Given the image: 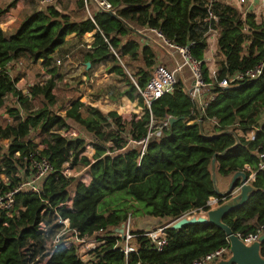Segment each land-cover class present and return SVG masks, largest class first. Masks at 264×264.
<instances>
[{
  "label": "trees",
  "instance_id": "16d2710c",
  "mask_svg": "<svg viewBox=\"0 0 264 264\" xmlns=\"http://www.w3.org/2000/svg\"><path fill=\"white\" fill-rule=\"evenodd\" d=\"M107 1L114 16L97 9L92 18L76 21L55 5L45 4L44 8L26 16L9 37L0 28V141H9L5 149L0 146V175L9 181L8 184L0 181V196L15 190L25 179L22 158L28 153L38 152L54 168L53 173L42 179L39 195L22 189L13 196V211L18 212V217L0 214V264H191L212 251L228 248L229 240L223 231L207 222L186 224L178 229L168 226L167 243L160 252L147 237L141 236L136 238L137 253L126 257L113 249L114 240L91 252L85 263L79 260L76 245L67 248L58 244L44 252L48 240L61 227L55 221L56 214L62 220L67 219L70 228L81 238L98 230L112 233L125 223L126 210L99 209L109 194L123 193L120 197L129 199V203L132 201V206L142 204L149 215L161 220L179 219L190 212L206 213L211 209L210 198L217 199L214 206L221 205L225 200L216 196L210 176L214 158L217 177H230L246 166L255 171V180L251 183L254 191L249 199L227 213L222 222L241 236L264 228V171L257 170L259 147L264 142V22L258 24L252 14L242 19L234 8L215 3L209 11L218 18V23L207 24L204 20L208 16V0ZM15 3L16 0L0 14L8 12ZM77 6L83 10V0ZM213 25L220 33L217 50L223 57L216 81L260 64L263 69L255 80H245L224 91L212 89L215 97L205 108L204 120L215 119L218 126L209 134H200L194 104L181 78L149 108L143 107L140 120L132 118L122 123L115 111L105 116L84 104L87 98L72 102L63 115L53 111L57 103L53 95L57 78L52 56L64 45L67 36L75 35L80 40L85 34H92L91 50L83 54V60L93 65L110 59L109 72L117 76L128 78L112 51L120 58L128 56L132 61H141L142 67L134 75L136 82L128 78V88L118 95L121 102L112 103L119 105L116 113L123 117L139 113L131 101L139 97L137 90L147 85L156 63L151 49L140 48L134 39H128L129 34L149 28L158 30L181 47L192 42L190 54L203 61L204 35ZM20 55L34 63L42 60L50 75L44 84L37 80L28 88L30 99L42 101L35 111L24 109L28 99L16 90L18 80L9 75L11 65L17 63ZM205 80L209 81L206 74ZM7 95L14 100L11 105H6ZM139 104L142 105L140 97ZM103 105L95 103L104 112L112 111ZM82 112L86 117L81 116ZM151 116L156 120L172 117L178 122L164 131V138L150 142L141 156V148L129 142L144 139ZM109 120L115 127L112 132L105 131ZM71 125L93 138L90 142L93 154L92 148L86 149L85 138L68 135ZM252 130L255 138L249 139L247 133ZM33 132L41 137L40 147L30 139ZM108 142L112 143L111 147L107 146ZM91 154L90 159L86 157ZM68 163L71 168L84 166L91 179L89 184L62 175ZM70 192L74 193L71 210L66 207ZM117 201L121 203L123 199ZM41 223L47 226L46 235L39 229ZM260 254L264 258V244Z\"/></svg>",
  "mask_w": 264,
  "mask_h": 264
},
{
  "label": "built area",
  "instance_id": "2783aa9c",
  "mask_svg": "<svg viewBox=\"0 0 264 264\" xmlns=\"http://www.w3.org/2000/svg\"><path fill=\"white\" fill-rule=\"evenodd\" d=\"M216 0H208V16L205 18V22L209 24L213 22L218 23V18L209 11L212 4ZM56 0H42L41 3L48 5H56ZM84 10L87 15H89V6L90 4L95 5L98 10H102L107 13H112L111 3L107 0H83ZM254 0H237V4L242 7H245L243 18H245L247 12L251 10V6ZM58 9V8H57ZM91 17V16H90ZM150 32L154 33L161 43L164 44L168 50L179 57L182 58L183 65H186L188 72L191 75L192 83L189 88L186 89V94L190 97L191 101L194 104V114L196 115V120L198 123H201L202 126L207 122L209 124V130H203V135L210 133L214 127L218 126V123L215 119L204 120V111L206 106L210 101L215 97L211 91L214 88L224 91L229 87L243 83L245 80H255L261 76L263 69V64H260L252 69L246 70L243 73H234L227 76L221 81H206L205 75L202 72L203 63L193 57L190 54V50L194 47V43H187L185 46H178L174 42L170 41L164 34L160 33L158 30L149 29ZM212 32L211 28H208L206 34L204 35V41L209 45V40L206 38ZM243 32H246V27H243ZM218 41V39H217ZM246 45V44H245ZM86 49H90V46H86ZM114 56L117 57L120 62L119 56L112 51ZM57 65H60V62H57ZM180 71V68L176 67L175 70L169 71L162 67H157L151 72V77L147 85L142 90H137V95L142 99V108H149L151 103L160 99L164 93L171 91L174 86L177 84V73ZM135 83V82H134ZM170 118V117H169ZM156 120L153 116L150 117L149 123L147 124V131L144 136V139L140 141H130L129 143L139 146L141 148V156L144 154L147 145L150 142L158 141L164 138V131L167 130L170 125L168 119ZM264 116H262V119ZM254 128V127H253ZM257 130L256 128H254ZM249 139H254L255 134L254 130L247 133ZM259 163L257 165L258 171H264V142L259 147ZM15 157H19L16 154ZM22 162L25 165L26 176L22 183L13 191L8 192L0 196V214L3 212L7 218H12L13 216L18 217V212L13 211L15 201L13 196L22 191V189H28L31 193L39 195L40 194V183L42 179L54 172V168L49 160L43 155L41 156L38 152H30L28 155L22 158ZM243 170L248 175V182L252 183L255 180V171L251 170L250 167L246 166ZM65 171L62 172V175L67 176ZM17 178H20L19 175H16ZM84 183V182H83ZM74 193L70 192V199L66 203L67 209L71 210L72 201ZM23 211V209H22ZM55 221L61 227L60 229L51 237L48 241V248L50 250L55 245L64 244L67 248H70L72 245H76L77 255L82 263H85L90 257V253L96 251L97 249L105 246L109 240H114L113 249H118L125 257L130 254L137 253L136 238L141 236L148 238L151 243L155 246L157 252H160L167 243V238L165 235V230L168 226H160L154 231H137L132 229V224L130 220L126 221L122 233H115L114 230L118 229L116 227L112 230V233H105L103 230H98L90 236L80 237L79 233L70 228L69 221L67 219L62 220L56 214ZM39 229L42 232V235H46L47 226L44 223L39 225ZM264 231V228H259L255 233H249L246 236L236 235L241 241L245 244H250L258 240L259 234ZM230 256L229 247L228 248H219L215 251L208 253L203 257H200L197 260H194L191 264H216L220 261L228 260ZM136 264H142L137 262ZM149 264V263H147Z\"/></svg>",
  "mask_w": 264,
  "mask_h": 264
},
{
  "label": "rangeland",
  "instance_id": "374dc122",
  "mask_svg": "<svg viewBox=\"0 0 264 264\" xmlns=\"http://www.w3.org/2000/svg\"><path fill=\"white\" fill-rule=\"evenodd\" d=\"M13 1L14 0H2L0 3V11L5 10L7 8V6L10 3H12ZM41 1L42 0H17V2L15 3V6L12 9H18V6H20V8L17 12H18V17L21 20V19L25 18L26 16L30 15L35 10L39 9L38 8L39 6L37 5L38 2L40 4H42V6H43L40 8L41 9L44 8V4L41 3ZM71 1L74 2L76 0L63 1V5H65V6H63V8L65 9V11L69 7ZM64 9H62V10H64ZM78 10L79 9L76 10L77 13H78ZM10 12H11V9H9L8 12H6V13L0 14V24H1V22L7 23V21L10 20L7 18V15L10 14ZM69 13L72 15V12H69ZM20 20L16 21V25H18V23H20ZM2 24L0 25V28L4 32L7 27L3 26ZM13 30H15V26L13 27ZM7 33H8V30H7ZM7 33H5V35H7ZM86 37L87 36L84 35V37L80 40L82 41ZM129 38L135 39L137 42H140V43L142 42V44H147L153 52H156L157 59L162 60V63L166 62V60L163 59V57H161V55H160L161 54L160 49L153 42L143 41L142 38H139L138 36L133 35V34H129L128 39ZM72 48L73 47H71V46L68 48H65V50L61 51L60 53L57 54V56H55V58L60 62V65L56 64L57 68H56V75H55V78H57V83H56L57 87L54 90V94H55V98L57 99V103L53 107V111L56 114L63 115L65 113V109L68 107L70 101H75L77 98L81 99L83 96H87V99L90 102V104H92L94 108L99 110V112L105 116L108 113L115 111L113 113H115L116 116L122 120V123H123V121H126V122L130 121L132 118H136L141 113H143L142 112L143 111L142 105L139 104L138 100H134L132 102L136 105V108H137V110H139V113H130V114H128V116H123V117L119 116L116 113L120 110L119 105H112V103L119 104L121 102L122 98H119L118 95L120 93H122V91L125 90V86L127 85V83H126L127 78L122 77L121 79H117L114 76H110L109 73L106 71V69H104L101 72V75H100L101 77L99 79L95 76L90 78V79L82 78L81 74H83L84 70H85L84 66L81 67L82 62L84 61L83 57H82L84 52L82 50H80V51H76V52L74 51L73 53H71ZM64 55L67 56L68 58L63 57ZM213 55H214V59L216 61L215 62V65H216V63H218L221 60L219 59L217 54L213 53ZM69 61H72L73 64L71 65ZM110 62H111V60H110ZM62 65H66V66H62ZM119 65H122L124 67V71H126L125 75L128 76V78L131 79L132 82H136L134 75H135L136 71L142 67L141 61L140 60L132 61V60L124 57L119 62ZM74 66H78L77 67L78 70L72 69ZM80 67H81V70H79ZM25 68H26V70H29L30 67L27 66ZM20 69H21L20 65L17 66V68L11 67L12 75L13 76L18 75L17 78L19 80L22 79V78L21 79L19 78L21 75H23V74L25 75V72H21L22 74L17 73V72H19ZM38 71H39L38 74L34 75L35 79H32L34 82H36L37 79H39L38 77H40L41 74H43V75L45 74L46 77H48L46 70H43L44 73H42L41 70H38ZM22 77L25 78L26 75L22 76ZM79 78H80L79 81H81V80L86 81V84L84 82V85L79 86V84H78ZM91 79H93V80H91ZM26 81H29V80L26 79ZM91 82H92V85L90 88ZM93 86H97V89L94 92L92 91ZM88 88H90L91 91H88L89 90ZM90 95H92V97H93L92 99L95 102L90 100V97H89ZM95 103L96 104L104 103L103 106L105 108L112 110V111L104 112L99 107H96ZM85 104L90 105L87 102ZM41 105H42V101L38 100L36 104L34 103L32 105L30 103L29 109L37 110L41 107ZM139 106L141 109L138 108ZM26 108H28L27 105H25L24 109H26ZM127 110L128 109L125 108V111H127ZM81 116L86 117V114L82 112ZM108 122L109 123L105 126V131L112 132L113 130H115V127L112 124L113 121L109 120ZM71 126H72V128H70L71 130H70V132H68V135L72 136V134H75L81 138L82 137L85 138L86 142L88 143V146L86 147V149L88 147L92 148V154H93L94 150H93V147L90 145V142L93 140V138H91L89 135H87L83 131V129L75 127L74 125H71ZM63 134L65 135V134H67V132L65 131ZM30 139L35 144L39 145V147L41 146L42 140H41V137L38 135V133L33 132L31 134ZM8 143H9L8 140H1L0 146L4 147V149H5L8 145ZM107 146L111 147L112 143L108 142ZM84 154H85V151H84ZM92 154L90 155V157L87 155H86V157L90 159ZM65 170H66L65 173L67 174V177H74L75 179H78L80 182H82V183L84 182L86 185L89 184L90 180L85 178V176H87L88 174H87L86 169H84V166L79 165L75 168H71L69 163H68V164L64 165L63 171H65ZM68 171H72V172H74V174H69ZM231 178L232 177L225 179L222 177H217V188L220 192H223L226 190L229 183H231ZM0 181H2L4 184L9 183V181L7 180V178L3 174L0 175ZM250 184H251V182H250ZM238 189H239V187L236 186V188H233L231 190L229 197L227 198V199H229V201L233 197H236V194L238 193ZM122 194L123 193H115V194L106 195L104 197V201L99 206V209H103V211H105V212L108 210L109 211L117 210L118 208H122L124 211L126 210V219H127L126 221L130 220V222L132 224V229H135L137 231H144V232L154 231V230L158 229L160 226L166 227L168 225H174L176 222H178L180 220L181 221L186 220V218L189 216H197V217L201 216V217L207 218L206 213H204V212H199V213L190 212V213H187L185 216L180 217L179 219L174 220V219L167 218L166 220H161L159 218H155V217L149 215L146 212V209H144L142 204H137V206H132L131 205L132 201H131V203H129V199H127V198L124 199L123 197H120ZM120 198L123 199V202H121V203H120V201H117ZM217 203H218L217 199H211V200H209L208 205L211 206V209H212L214 207H217V206H214ZM120 204L123 206L119 207ZM105 215H107V213ZM47 248H48V245H46V247L44 248V252H46Z\"/></svg>",
  "mask_w": 264,
  "mask_h": 264
},
{
  "label": "crops",
  "instance_id": "0c3cea01",
  "mask_svg": "<svg viewBox=\"0 0 264 264\" xmlns=\"http://www.w3.org/2000/svg\"><path fill=\"white\" fill-rule=\"evenodd\" d=\"M1 1L2 0H0V3H1ZM15 1V0H14ZM13 1V2H14ZM57 2V6H56V8H59L58 10H60L62 13H64V14H67V15H69V16H71L72 17V19L73 20H76V21H80V19H84V18H86V17H89V18H92V15H93V13H95L96 11H98L97 9V7L95 6V5H93V4H90V6H89V15H87L86 14V12H85V10H84V8H83V10H78V13H77V9H78V2H79V0H76V1H71V3H70V5H69V7L67 8V10L65 11V9L63 8V6H65V5H63V1H68V0H56ZM16 2H17V0H16ZM215 3H218V4H223V5H226V6H230V7H232V8H234L235 10H236V12H238L239 13V15L242 17V19H243V14H245L244 13V10H245V7L244 6H242V7H240L238 4H237V0H216L214 3H213V5L215 4ZM19 5V4H18ZM39 7V9L38 10H40L41 8L40 7H43L42 6V4H40L39 2H38V4H37ZM45 5V4H44ZM19 8H20V6H18V9H12L11 8V12H10V14H8L7 15V18L8 19H10L9 21H7V23H3V22H1V24L3 25V26H6L7 28H6V30L4 31L5 33H7V30H8V33H7V37H9L13 32H15L17 29H18V26L20 25V23L26 18H23V19H21L20 20V18L18 17V10H19ZM62 9H64V10H62ZM38 10H35L34 12H37ZM69 12H72V15L69 13ZM33 13V12H32ZM248 14H252V15H254L255 16V20H256V22L259 24V23H263L264 22V0H254V2H253V4H252V6H251V10L249 11V12H247ZM247 15V14H246ZM245 15V16H246ZM91 16V17H90ZM18 20H20V23H18V25H16V21H18ZM0 24V25H1ZM15 26V30H13V27ZM214 25H216L215 23H214ZM214 25H213V27H211V29H212V32L209 34V36H207L206 38H208V40H209V45L207 44V43H205L206 44V48L204 49V51H203V61H202V63H203V67H202V72H203V74L205 73L206 74V76H207V78H208V80L210 81V82H214V81H216V77L219 75V71H220V67H221V63H222V61H223V57L221 56V54L220 53H218V50H217V39L219 38V36H220V33H219V30L218 29H215V27H214ZM12 26V27H11ZM86 36H88V38L86 37L85 39H83L82 41L81 40H78L77 39V37H75V35H69V36H67V39L65 40L66 42L64 43V45H62L61 47H60V49L59 50H57L54 54H53V56H52V58H54V61H53V63H52V67L53 68H57V66H56V64H57V62H59L56 58H55V56H57V54L58 53H60L61 51H63V50H65V48H68V47H73L72 48V51H71V53H73L74 51L76 52V51H80V50H82L84 53L86 52V51H88V50H91V46H92V43H93V40H94V38H93V36H92V34H85ZM133 35H136V36H138L139 38H142L143 39V41H150V42H153L159 49H160V52H161V57H163V59H165L166 60V62H164V63H162V60H160V59H157V56H156V52H153L152 50V52H153V54L155 55V59H156V63H155V66H154V68H153V70L155 69V68H157V67H164L165 69H167V70H169V71H173V70H175L176 69V67H178V68H180V71L176 74L177 75V80H178V78H181V79H183V81H184V83H185V85H187V87H186V89L187 88H189L190 86H191V83H192V79H191V75L189 74V72H188V68L186 67V65H183V60H182V58L181 57H179L178 55H176V54H174V53H172V52H170L169 50H168V48H166L165 46H164V44L163 43H161L160 42V40L157 38V36L154 34V33H152V32H150L149 31V28H142L141 30H137L136 31V33H133ZM84 37V36H83ZM82 37V38H83ZM82 38H80V39H82ZM135 40V39H134ZM76 41V42H75ZM136 41V40H135ZM80 42V43H79ZM137 42V41H136ZM138 44H139V46H140V48L141 47H143V46H148L147 44H142V42L140 43V42H137ZM85 45L87 46H90V49H86L85 48ZM248 46V43L244 46V48H246ZM149 47V46H148ZM82 48V49H81ZM213 53L214 54H217L218 55V57H219V59L221 60V61H219L218 63H216V65H215V59H214V55H213ZM117 55V54H116ZM118 56V55H117ZM63 57H67V56H63ZM68 58V57H67ZM117 58V57H116ZM124 57H119V59H120V61H121V59H123ZM125 58H128L129 59V57L128 56H125ZM162 59V58H161ZM57 61V62H56ZM70 62V64L72 65L73 64V62L72 61H69ZM89 64V66L87 67V65L86 64ZM20 65V70H19V72H17L18 74H20L21 72H25V75H26V77L24 78V77H22V76H25L24 74L23 75H21L19 78L21 79V80H19L18 78H17V76H13L12 75V72H11V69H9V75L12 77V78H16L17 80H18V82H17V84H16V90L18 91V92H21L22 93V96L24 97V98H27L28 99V102H27V104H25V105H27V107L28 108H26V109H29V105H30V103L33 105L34 103L36 104L37 103V99H30V97H29V94H28V88L29 87H31L33 84H35L36 82H34L32 79H35L34 78V75L35 74H38V70H41L42 71V73H44L43 72V70H48V69H45L44 68V66H43V61L42 60H40L38 63H34L30 58H28L27 56H25V55H20L19 56V59H18V61H17V63L16 64H14V65H11V67H15V68H17V66H19ZM27 66H29L30 68H29V70H26V68L25 67H27ZM62 66H66V65H62ZM82 66H84L85 67V70H84V73L83 74H81V77L82 78H84V79H90V78H92V77H97L98 79L101 77L100 75H101V72L104 70V69H106V71L109 73V75L110 76H114L115 78H117V79H121L122 77L121 76H117L116 74H114V73H111V72H109V70H110V68L112 67V63L110 62V59H108V60H104V61H101V62H99V63H97V64H93V65H91L89 62H85V61H83L82 62V65H81V67ZM77 67L78 66H74L72 69H77ZM81 67H80V69L79 70H81ZM123 67V66H122ZM69 68V67H68ZM124 68V67H123ZM78 70V69H77ZM152 70V71H153ZM47 72V71H46ZM124 72H126V71H124ZM22 74V73H21ZM48 74V73H47ZM127 74V73H126ZM204 74V75H205ZM40 76V75H39ZM39 79H37L38 81H39V83L40 84H44L47 80H49L50 79V75L48 74V77H46V75L44 74H41V76L40 77H38ZM127 78V77H126ZM26 79H28L29 81H26ZM128 79V78H127ZM80 80V78L78 79V81ZM91 80H93V79H91ZM131 80V79H130ZM84 82H85V84H86V81H83V80H81V81H79L78 82V84H79V86H81V85H84ZM57 83V82H56ZM126 83H127V81H126ZM26 85V86H25ZM91 85H92V82L90 83V88H91ZM56 87H57V84H56V86H55V88H54V90L56 89ZM90 88H88L89 90L88 91H91L90 90ZM128 88V85H126L125 86V90ZM97 89V86H93L92 87V91L94 92L95 90ZM54 90H53V95L55 96V94H54ZM123 92V91H122ZM91 93V92H90ZM80 96V95H79ZM90 97V100L91 101H93V102H95L92 98V95H90L89 96ZM83 98H87V96H83L81 99H79V98H77L76 100H79L80 102L82 101V99ZM75 100V101H76ZM135 100H138V102H139V97L138 98H136ZM5 101H6V105H11V103L14 101L13 99H12V96H10V95H7L6 97H5ZM72 102H74V101H70L69 102V105H68V107L65 109V110H67L69 107H70V105H71V103ZM83 102V101H82ZM132 102V101H131ZM86 102H84V104H85ZM88 104H90V102L88 101L87 102ZM89 106H91V107H93V105L92 104H90ZM18 110H19V113L21 114V115H23L22 114V108L18 105ZM94 108V107H93ZM139 109H141L140 108V106L138 107ZM143 109V108H142ZM29 110H31V109H29ZM32 111H35V110H32ZM143 112V111H142ZM143 115V113H141L139 116H137L136 118H135V120H140ZM209 124L206 122L203 126H202V129L203 130H205V129H207V130H209ZM75 136H77V135H75ZM88 174V173H87ZM230 177H232V176H230ZM85 178H87V179H89V180H91L90 179V176H89V174L87 175V177H85ZM226 178H229V177H226ZM225 178V179H226ZM211 199H214V198H210L209 200H211ZM209 202V201H208Z\"/></svg>",
  "mask_w": 264,
  "mask_h": 264
},
{
  "label": "water",
  "instance_id": "95a60500",
  "mask_svg": "<svg viewBox=\"0 0 264 264\" xmlns=\"http://www.w3.org/2000/svg\"><path fill=\"white\" fill-rule=\"evenodd\" d=\"M109 15L114 16L112 13ZM87 67L89 64H86ZM182 120V119H181ZM170 127L178 122V119L170 117L168 119ZM200 134L203 135L202 124L199 123ZM215 158L211 162V181L216 196L222 197L225 200L221 205L209 209L206 212L207 218H199L198 220L184 221L180 220L174 225H170L171 228L178 229L186 224L200 223L206 224L207 222L219 228L225 234V237L229 240V251L230 256L228 260L220 261L216 264H264V258L261 257L260 250L261 246L264 244V231L259 234L258 240L256 242L245 244L243 241L237 237L232 230L226 226L222 221L224 216L230 211L243 206L249 199V195L254 191L252 184L248 182V175L244 171H238L232 174L231 183L227 186L226 190L220 192L217 188V176H215ZM239 187L236 197L232 199H227L233 188ZM124 224L120 225L118 229H115V233H122Z\"/></svg>",
  "mask_w": 264,
  "mask_h": 264
},
{
  "label": "bare ground",
  "instance_id": "6f19581e",
  "mask_svg": "<svg viewBox=\"0 0 264 264\" xmlns=\"http://www.w3.org/2000/svg\"><path fill=\"white\" fill-rule=\"evenodd\" d=\"M199 218H205V217H201V216H198V217L197 216H189L184 221H190V220L194 221V220H198Z\"/></svg>",
  "mask_w": 264,
  "mask_h": 264
}]
</instances>
